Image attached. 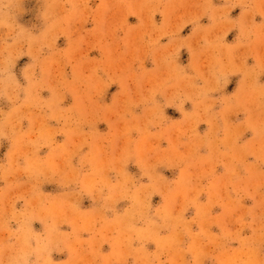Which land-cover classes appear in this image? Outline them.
I'll list each match as a JSON object with an SVG mask.
<instances>
[{"label": "rangeland", "instance_id": "1", "mask_svg": "<svg viewBox=\"0 0 264 264\" xmlns=\"http://www.w3.org/2000/svg\"><path fill=\"white\" fill-rule=\"evenodd\" d=\"M0 264H264V0H0Z\"/></svg>", "mask_w": 264, "mask_h": 264}]
</instances>
